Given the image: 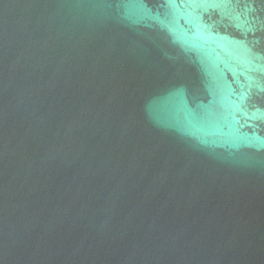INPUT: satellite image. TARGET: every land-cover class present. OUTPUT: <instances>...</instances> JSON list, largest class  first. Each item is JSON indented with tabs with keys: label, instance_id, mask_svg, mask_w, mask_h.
<instances>
[{
	"label": "water",
	"instance_id": "95a60500",
	"mask_svg": "<svg viewBox=\"0 0 264 264\" xmlns=\"http://www.w3.org/2000/svg\"><path fill=\"white\" fill-rule=\"evenodd\" d=\"M0 264H264V0H0Z\"/></svg>",
	"mask_w": 264,
	"mask_h": 264
}]
</instances>
